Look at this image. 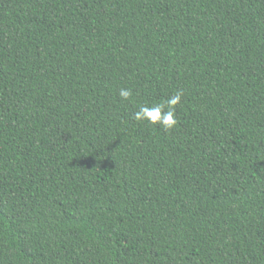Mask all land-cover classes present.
<instances>
[{
  "label": "trees",
  "instance_id": "trees-1",
  "mask_svg": "<svg viewBox=\"0 0 264 264\" xmlns=\"http://www.w3.org/2000/svg\"><path fill=\"white\" fill-rule=\"evenodd\" d=\"M0 264H264V0H0Z\"/></svg>",
  "mask_w": 264,
  "mask_h": 264
},
{
  "label": "clouds",
  "instance_id": "clouds-1",
  "mask_svg": "<svg viewBox=\"0 0 264 264\" xmlns=\"http://www.w3.org/2000/svg\"><path fill=\"white\" fill-rule=\"evenodd\" d=\"M118 95L122 102L130 101L133 97L131 88H120ZM184 92L178 89L174 94L167 99L153 105L141 104L138 110L134 113V119L137 122H147L152 126H159L165 131H170L179 123L176 106L182 102Z\"/></svg>",
  "mask_w": 264,
  "mask_h": 264
}]
</instances>
